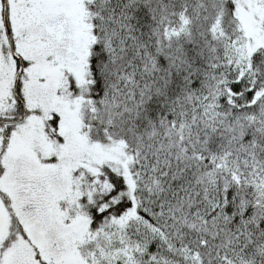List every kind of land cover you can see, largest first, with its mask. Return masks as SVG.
<instances>
[{
    "label": "snow or ice",
    "instance_id": "obj_1",
    "mask_svg": "<svg viewBox=\"0 0 264 264\" xmlns=\"http://www.w3.org/2000/svg\"><path fill=\"white\" fill-rule=\"evenodd\" d=\"M0 264H264V0H0Z\"/></svg>",
    "mask_w": 264,
    "mask_h": 264
}]
</instances>
